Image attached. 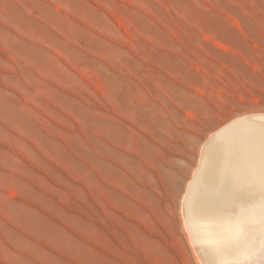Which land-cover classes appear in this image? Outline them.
Wrapping results in <instances>:
<instances>
[{
	"label": "rangeland",
	"instance_id": "rangeland-1",
	"mask_svg": "<svg viewBox=\"0 0 264 264\" xmlns=\"http://www.w3.org/2000/svg\"><path fill=\"white\" fill-rule=\"evenodd\" d=\"M258 112L264 0H0V264H196L188 182Z\"/></svg>",
	"mask_w": 264,
	"mask_h": 264
},
{
	"label": "bare ground",
	"instance_id": "bare-ground-1",
	"mask_svg": "<svg viewBox=\"0 0 264 264\" xmlns=\"http://www.w3.org/2000/svg\"><path fill=\"white\" fill-rule=\"evenodd\" d=\"M262 158L264 112L243 114L211 134L183 198L196 264H264Z\"/></svg>",
	"mask_w": 264,
	"mask_h": 264
},
{
	"label": "snow or ice",
	"instance_id": "snow-or-ice-1",
	"mask_svg": "<svg viewBox=\"0 0 264 264\" xmlns=\"http://www.w3.org/2000/svg\"><path fill=\"white\" fill-rule=\"evenodd\" d=\"M262 163H264V158H262ZM261 213L259 216V227L264 229V194L261 196ZM244 230L247 231V226H244ZM261 251L264 252V243H262Z\"/></svg>",
	"mask_w": 264,
	"mask_h": 264
}]
</instances>
